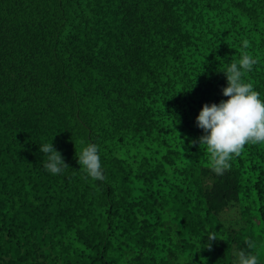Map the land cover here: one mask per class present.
I'll list each match as a JSON object with an SVG mask.
<instances>
[{
  "label": "trees",
  "instance_id": "16d2710c",
  "mask_svg": "<svg viewBox=\"0 0 264 264\" xmlns=\"http://www.w3.org/2000/svg\"><path fill=\"white\" fill-rule=\"evenodd\" d=\"M0 264H264V0H0Z\"/></svg>",
  "mask_w": 264,
  "mask_h": 264
}]
</instances>
